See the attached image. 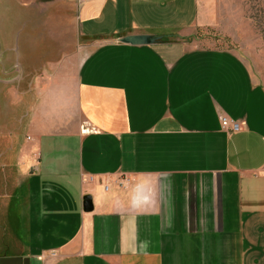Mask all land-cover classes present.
Segmentation results:
<instances>
[{
	"label": "crops",
	"instance_id": "crops-1",
	"mask_svg": "<svg viewBox=\"0 0 264 264\" xmlns=\"http://www.w3.org/2000/svg\"><path fill=\"white\" fill-rule=\"evenodd\" d=\"M213 2L0 0L2 53L43 10L71 9L82 41L70 81L29 64L0 114V264H264V88L197 44Z\"/></svg>",
	"mask_w": 264,
	"mask_h": 264
},
{
	"label": "rangeland",
	"instance_id": "rangeland-1",
	"mask_svg": "<svg viewBox=\"0 0 264 264\" xmlns=\"http://www.w3.org/2000/svg\"><path fill=\"white\" fill-rule=\"evenodd\" d=\"M61 14L63 16L43 10L37 14L38 17L31 18L30 23L15 24L13 27L19 34L16 35L15 46L6 53L1 52L0 43V80L9 81L0 84V114L7 118V126L12 125L13 118L12 113L7 114L11 107L8 101L12 99L8 93L14 90L16 97H22L28 91V85L24 87L20 82L24 74L28 75L29 64L35 66L33 79L63 74L70 81L75 75L82 60V56H77L76 48L77 45L81 47L82 41L75 34L73 11H62ZM205 14L207 21L212 23L197 30V44L202 48L238 54L250 68L256 82L264 88V0H214L213 7L207 8ZM25 29L40 35L31 56L26 55L29 50L23 52L17 44ZM2 55L7 57V61ZM29 80L27 76L26 81Z\"/></svg>",
	"mask_w": 264,
	"mask_h": 264
},
{
	"label": "water",
	"instance_id": "water-1",
	"mask_svg": "<svg viewBox=\"0 0 264 264\" xmlns=\"http://www.w3.org/2000/svg\"><path fill=\"white\" fill-rule=\"evenodd\" d=\"M160 39L157 37H149V36H135V37H125L120 39L121 43L130 44L133 46H141V45H152L156 44ZM84 210L85 212H91L93 210L92 199L87 196L84 201Z\"/></svg>",
	"mask_w": 264,
	"mask_h": 264
},
{
	"label": "built area",
	"instance_id": "built-area-1",
	"mask_svg": "<svg viewBox=\"0 0 264 264\" xmlns=\"http://www.w3.org/2000/svg\"><path fill=\"white\" fill-rule=\"evenodd\" d=\"M81 2H89V1H97V0H80ZM221 121V125H222V129L223 131L227 132V133H240L244 130V125L236 120H233L231 118H229L228 116L223 115L220 119ZM90 180L92 181L93 178H90ZM124 181L126 182L127 179H124ZM123 183H121L122 185ZM105 190L108 191L109 190V186L105 187Z\"/></svg>",
	"mask_w": 264,
	"mask_h": 264
}]
</instances>
